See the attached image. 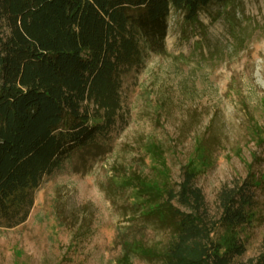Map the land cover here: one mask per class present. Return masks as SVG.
<instances>
[{
	"label": "rangeland",
	"instance_id": "rangeland-1",
	"mask_svg": "<svg viewBox=\"0 0 264 264\" xmlns=\"http://www.w3.org/2000/svg\"><path fill=\"white\" fill-rule=\"evenodd\" d=\"M166 46L167 54L146 49L121 75L110 135L44 177L25 222L0 225V264H116L121 233L165 249L171 230L133 209L135 189L123 180L141 176L179 192L190 167L215 226L211 240L226 235L222 200L232 193L248 219L236 229L244 250L232 263L264 255V0L215 1L195 23L172 10Z\"/></svg>",
	"mask_w": 264,
	"mask_h": 264
},
{
	"label": "trees",
	"instance_id": "trees-1",
	"mask_svg": "<svg viewBox=\"0 0 264 264\" xmlns=\"http://www.w3.org/2000/svg\"><path fill=\"white\" fill-rule=\"evenodd\" d=\"M215 1L230 3L0 0V225L25 222L44 177L75 151L110 135L122 109L121 75L141 63L146 49L167 54L171 11L195 23ZM152 152L156 159L154 146ZM195 175L187 168L179 192L141 176L123 180L135 189L133 209L169 228L174 238L158 249L136 232L121 233L116 264H133L135 257L165 264H233V251L244 250L236 229L247 216L235 207L232 193L224 195L226 235L214 243L215 226L205 219ZM176 197L190 210L175 205ZM257 264H264V255Z\"/></svg>",
	"mask_w": 264,
	"mask_h": 264
}]
</instances>
